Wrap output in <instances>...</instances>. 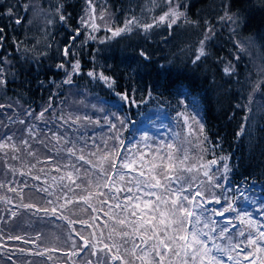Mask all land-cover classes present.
I'll return each instance as SVG.
<instances>
[{"label":"trees","instance_id":"16d2710c","mask_svg":"<svg viewBox=\"0 0 264 264\" xmlns=\"http://www.w3.org/2000/svg\"><path fill=\"white\" fill-rule=\"evenodd\" d=\"M104 1L113 29L125 27L134 18L133 24L119 36L102 30L96 39L87 41L79 24L86 0H40L38 11L31 8L30 0H0V28L4 29L0 78L5 81L0 84V139L6 133L16 142L28 139L44 159L52 151H46L32 136L51 149L52 133L60 132L65 124L60 117L68 115L72 119L79 116L77 124L91 128V138L102 147L114 134L128 139L130 121L147 108L165 107L175 115L185 112L188 100L195 98L202 111L204 158L227 161L231 184L254 185L264 194V0ZM170 10L181 14L171 27L170 19L159 22ZM228 15L235 16L238 24L221 19ZM147 24L153 26L145 30ZM201 48L205 54L196 60ZM77 63L71 84L65 83ZM124 95L129 97L128 104L121 108L115 100ZM1 111L11 121L7 126L1 123ZM25 114L32 117L24 118ZM111 124L119 131H110ZM108 144L120 147L115 140ZM4 159L8 158L0 153V183L6 185L0 188V198L9 197L11 203L0 199V264H84L88 250L80 256L70 255L75 251L73 240L77 245L82 241L66 221L19 207L21 203L48 206L47 200H55V196L36 191L37 185H47L21 176L19 171L9 172ZM22 161L9 162L20 171L28 170L25 163L35 162L23 157ZM53 163L61 165L59 159ZM54 164L37 168L49 170ZM32 174L40 173L33 169ZM52 175L60 174L49 170L42 179L51 184ZM7 187L23 188V201ZM82 207L73 209L75 215L65 214L86 219L79 210ZM11 211L17 213L14 218ZM73 227L85 236L91 231L80 224ZM15 236L23 239H10ZM51 248L59 251L30 254Z\"/></svg>","mask_w":264,"mask_h":264},{"label":"snow or ice","instance_id":"6c2138e0","mask_svg":"<svg viewBox=\"0 0 264 264\" xmlns=\"http://www.w3.org/2000/svg\"><path fill=\"white\" fill-rule=\"evenodd\" d=\"M167 3L171 4L172 0H167ZM88 4L92 13L90 19L94 20L96 17L95 9L91 7L92 0H88ZM179 15L175 11L166 12L160 16L159 22H165L171 17L168 24L171 27L176 23ZM60 19L63 20L64 17L61 15ZM99 19H104L103 14L99 16ZM221 19L238 24V19L233 15L221 17ZM133 21L134 18L127 21L123 28L107 30L112 32L113 37L119 36L123 32L130 31L129 26L133 24ZM16 23L20 21L17 20ZM91 26L93 29L98 28L95 23ZM152 26L151 24L143 25L145 30ZM3 31L4 29L0 28V41L3 40ZM68 51L67 48L64 49L65 56L68 55ZM204 54L201 48L195 59L199 60ZM141 55L144 54L141 53ZM78 68L77 63L74 69ZM88 75L94 74L89 72ZM100 78L108 80V77L103 75ZM4 82L0 78V84ZM65 83L71 84V79L65 80ZM256 87L258 88L259 85ZM123 98L127 100L129 97L124 95ZM44 111L39 114L40 118L44 116ZM178 116L184 117L185 114L178 113ZM60 119L66 124L70 122L75 125L81 118L77 116L75 119L71 117L65 119L61 116ZM189 119L195 121V118L185 117L189 134L195 135V130L188 125ZM123 123L124 121L121 120L120 124ZM111 129L119 131L116 124H111ZM31 133L32 130L29 129V134ZM199 133L203 134V125H200ZM32 139L42 145L45 150L54 151L56 156L50 155L40 159L28 139L20 141V145L24 146L22 148L13 143L12 135L6 133L0 139V153L8 158L4 159V167L13 174L19 171L21 176H30L32 180L46 184V187L37 185L36 191L48 196L54 195L55 200L48 199L46 207H37L31 203H21L19 207L25 210L34 209V215L43 212L46 217L51 215L56 220L66 221L71 232L82 241L77 245L73 240L72 248L75 251H72L70 255L80 256L88 250L86 256L89 258L84 260V264H226L225 258L231 264H264V230H262L264 224L254 221L250 213L238 212L231 204L221 211L212 209L211 211L219 216H223L226 211L236 212L235 219L245 227L228 235L230 229L224 226L219 228L216 236L211 234L217 232L216 222H209L204 215L209 210L197 198H204L205 193L201 186L205 183L220 187V184L213 183L214 176L210 175L211 166L218 163L216 159L200 163L203 160L201 156L196 163H191L192 157L188 149L177 148L173 144L156 150L146 145L149 147L148 152L139 151L138 155L127 156L122 152L124 141L115 134L108 137L102 147L91 137L83 140L82 143L79 140L73 142L55 132L51 137L55 141L51 149L44 140H38L35 136H32ZM144 139L149 138L144 137ZM108 140L118 141L120 147L115 144L110 147ZM61 142L64 143V147H60ZM22 152L35 161L30 164L25 163L27 171H20L9 162L11 160L23 163L21 155H18ZM9 153H11L10 156ZM61 153L70 158L69 162L63 165L57 164L51 169L62 174L52 175V183L49 184L47 179H42L49 175V170L46 167L37 168V165H51ZM224 168L225 171L228 170L226 164ZM33 169L40 174L33 175ZM201 172L207 180L201 181L199 185H196L195 192H192L197 179L194 173ZM53 185H55V191H53ZM5 187L4 183H0V188ZM24 187L29 185L25 183ZM7 191L16 192L23 201V188L18 191L16 187H7ZM0 199L11 203L9 197ZM213 199L216 203H220L218 198L213 197ZM211 202V200H204V203ZM77 205L83 206L79 210L86 215V219H71L65 214L69 212L75 215L73 209ZM16 215L15 211H11L13 218ZM75 224H80L91 231L85 236L73 227ZM227 224L231 225L232 229H237V225L233 224L232 220H228ZM10 239L22 240L23 237L15 236ZM39 239L38 234L36 240ZM69 239L72 237L70 236ZM218 240L226 241V243H218ZM24 242L35 243L28 240ZM20 251L23 252L24 249ZM49 251L55 252L59 249H45L44 252L30 254L43 256ZM90 257L96 259L93 260ZM48 259L52 257L48 256Z\"/></svg>","mask_w":264,"mask_h":264},{"label":"rangeland","instance_id":"374dc122","mask_svg":"<svg viewBox=\"0 0 264 264\" xmlns=\"http://www.w3.org/2000/svg\"><path fill=\"white\" fill-rule=\"evenodd\" d=\"M40 0H30L29 4L31 8L38 11L40 7ZM36 4V5H35ZM29 7V5H27ZM95 9V19H90L92 15L90 6L88 4V0H86L84 11L82 16L79 20L80 30L85 35L87 41H93L96 39L97 35L102 30H107L108 28L114 27L113 18L111 13L107 10V3L104 0H92V6ZM175 11L180 14L177 10H170ZM169 11V12H170ZM103 14L104 19H99V16ZM181 15V14H180ZM179 15V16H180ZM171 19V17L169 18ZM169 21V20H166ZM93 23L98 25L97 29H93L91 26ZM110 32V31H109ZM112 34V32L110 33ZM77 69H72L68 72L67 79H71L74 72ZM119 107H123L124 104H128V101L124 98H118L115 100ZM179 113H184V117L178 116V113L175 115L171 114V111L165 107H158V106H151L147 108L144 112L140 113L136 116L135 121H130V130L131 135L128 139L123 138L124 145L122 152L124 155L132 156L138 155L139 151L148 152L149 147L146 145H150L152 150H156L157 148L164 149L166 145L173 144L177 148H187L190 157H192L191 163H196L199 157H203V160L200 163H206L209 160H206L203 154L204 147V133L201 135L199 133V127L202 125L201 122V108L195 98H191L188 100L186 105V111L183 110ZM1 117L4 119L2 122L6 124H10V120L6 119L1 111ZM32 117L31 115L25 114L24 118ZM66 119L69 117L68 115L65 116ZM185 117H194L195 121L189 119L188 125H191V128L195 130V135L189 134V127L185 124ZM198 122V123H196ZM81 123V122H80ZM71 123L63 124V128L60 129L58 134H62L65 136L66 140H70L76 142L79 140L81 143L83 140H88L87 138L91 137L93 130L88 128L87 125L81 123L78 125L76 123L75 127H70ZM109 130L112 131L111 125ZM57 133V132H55ZM13 136V135H12ZM144 137H148L149 139L145 140ZM191 141V143H189ZM13 143H16L18 146L21 147L20 142H16L13 138ZM55 141L53 140L50 144V148H52ZM90 144V142H89ZM80 146L79 144L77 145ZM24 147V146H23ZM22 147V148H23ZM60 147H64V143L61 142ZM37 148H35L36 150ZM48 151V150H46ZM39 153V152H38ZM11 153H9V156ZM23 157L24 160H31L32 158L27 157L23 152L18 153ZM51 155V153H50ZM51 156H56L55 152L52 151ZM59 159L60 164H66L69 162L68 157L61 153L60 156L56 157L54 160ZM213 160V159H212ZM1 163V162H0ZM54 163L52 162L51 165ZM225 164L228 166L227 161L220 160L216 165L211 166L210 175L214 176L213 183L220 184V187H213L205 183L202 185V190L204 191L205 195L204 198L201 199L198 197V200H201V203L205 208L209 211L204 215L208 218L209 222L215 221L217 232L211 233L213 236H216L219 228L228 226L230 232L228 235H231L233 232L238 231L240 228H244V225H241L238 220L235 219L237 213L226 211L223 216L215 215L211 210L215 209L216 211H221L224 208H227L229 204L237 209L238 212H248L251 215V218L254 221H257L259 224H264V194L261 190L254 185L249 186L248 184H240L234 185L231 184L229 180V166L228 170L225 171ZM56 165V164H54ZM52 167L49 169L51 171ZM60 175L62 173H59ZM197 176V179L193 185L192 192H195L196 185H199L201 181L207 180V178L203 177L202 172L199 174L194 173ZM213 197L218 198L220 203H216ZM204 200H211V203H204ZM196 211H200V209H196ZM204 217H202L203 219ZM228 220H232L233 224L237 225V229H232L231 225L227 224ZM264 230V229H262ZM207 231V229H205ZM218 243L224 244L226 241L218 240ZM226 264H231L225 258Z\"/></svg>","mask_w":264,"mask_h":264}]
</instances>
